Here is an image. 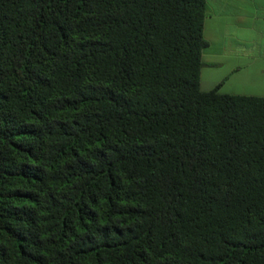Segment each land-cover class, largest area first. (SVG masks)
Listing matches in <instances>:
<instances>
[{"label":"trees","instance_id":"1","mask_svg":"<svg viewBox=\"0 0 264 264\" xmlns=\"http://www.w3.org/2000/svg\"><path fill=\"white\" fill-rule=\"evenodd\" d=\"M207 0H0V264H264V96L201 87Z\"/></svg>","mask_w":264,"mask_h":264},{"label":"crops","instance_id":"2","mask_svg":"<svg viewBox=\"0 0 264 264\" xmlns=\"http://www.w3.org/2000/svg\"><path fill=\"white\" fill-rule=\"evenodd\" d=\"M201 87L264 96V0H207Z\"/></svg>","mask_w":264,"mask_h":264}]
</instances>
